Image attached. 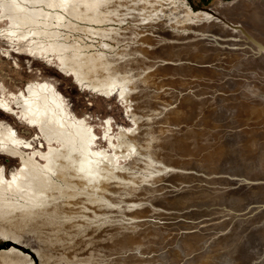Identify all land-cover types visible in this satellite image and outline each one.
<instances>
[{
    "label": "bare ground",
    "instance_id": "bare-ground-1",
    "mask_svg": "<svg viewBox=\"0 0 264 264\" xmlns=\"http://www.w3.org/2000/svg\"><path fill=\"white\" fill-rule=\"evenodd\" d=\"M261 6L0 0V37L15 48L5 56L40 71L17 90V77H0V234L10 242L0 264H34V256L39 264H218L210 245L225 239L221 262L264 264L247 255V245L264 251V207H238L242 187L264 197V180L252 178L264 175V51L238 28L264 47ZM230 76L236 89L213 88ZM66 77L77 90L113 95L128 123L114 131L106 116L98 138L91 114L71 104L74 89L58 84ZM219 106L235 112L214 121ZM239 132L253 144L252 174L221 144ZM228 175L234 184L219 182ZM169 188L191 199L186 215L155 202Z\"/></svg>",
    "mask_w": 264,
    "mask_h": 264
},
{
    "label": "rangeland",
    "instance_id": "rangeland-1",
    "mask_svg": "<svg viewBox=\"0 0 264 264\" xmlns=\"http://www.w3.org/2000/svg\"><path fill=\"white\" fill-rule=\"evenodd\" d=\"M214 0H187L189 6H193L194 8L198 9V10H204L202 9L203 7H206L207 9H209L210 11V5L212 4ZM192 8V7H191ZM208 11V12H209ZM257 15L258 17H260L262 20H264V6H261L259 8V10H257ZM8 49V50H15V48L13 49L12 46H10V43H8L4 38L0 37V62L5 60L7 62H10V64L5 65L2 62L0 63V67L2 66L4 69L0 70V77L1 79L5 78L9 79L10 75H14L16 78V84H13L16 86V90L17 88H21V87H25L26 86V80L29 81V78L31 79L32 74L35 73L37 68L36 66H33V71H31V68H28V65L26 61H24V65H22L21 67L15 66V64L13 65V59L12 56H8L4 54L3 50ZM2 64V65H1ZM221 66V69L224 72H229L230 74H232L231 69H229V64L227 63H220L219 64ZM41 66V65H40ZM39 66V68H41ZM11 69V70H10ZM13 69V70H12ZM8 70L12 71V72H8ZM37 73H39L40 71H36ZM43 72V70H42ZM19 73V74H18ZM6 74H9L6 76ZM1 75H4L5 77H2ZM21 76V77H20ZM40 78V77H39ZM66 79H62L60 78V80L58 81V84L61 86L62 89H68L70 87H72L74 89V93L72 94V96H74V101L71 102V104L74 103V107L75 104L76 108H75V112H77L76 114H83L84 111H86L87 115L88 113L91 114V118L90 121L91 123L95 126V132L98 135L97 137H102V127H103V123H104V119H106L107 117H111V124H112V128L114 129V131H116L118 125H126L127 122V117H125V114H123V108L122 106L117 102V99H115L112 96L107 97V98H102L101 96L96 95L95 93H91L88 92L87 90H77L78 87L75 86L73 84V82L71 80H69V77H66ZM233 77H227L226 82L224 84H212L213 88L217 91V90H222L224 88L227 89H236V84H234L233 82ZM14 79V78H13ZM21 79V80H20ZM11 82L13 83V80H11ZM9 82V83H11ZM19 82V83H18ZM11 83V84H12ZM18 85V86H17ZM7 86V85H6ZM12 88V85L9 84V87L7 86V90L8 88ZM77 87V89H76ZM13 88V89H14ZM214 96L217 97V100L219 102L221 95L214 93ZM69 97V96H68ZM70 98V97H69ZM223 98V97H222ZM212 102H214V100H212ZM219 111L214 115V121H220L222 118H225L226 116H230L235 112V108L234 107H230V106H219ZM257 110V109H256ZM107 116V117H106ZM243 138L246 140H243ZM102 139V138H101ZM100 141V140H99ZM105 140H101L100 144L104 145L106 144L104 142ZM244 141V144H241V142ZM221 144L227 148L228 151H230L229 154H231V156H234L235 160L242 165L243 168H246L248 171V174H252L253 170H249L247 167L249 162V157L247 158L248 155V150L253 149V144L251 142L248 141V137L244 136L243 133H233V134H228L225 135L222 138ZM228 151H224L223 154H221L216 161V166H220V164H222V162L224 161V158L227 157L228 155ZM204 166L207 168V170H211L212 168L208 167V164L206 163L205 160H202ZM253 162H254V158H253ZM186 167H191L194 168L195 170L201 169L202 165H198L197 163H187L185 164ZM209 168V169H208ZM223 167H220L217 171H219L220 169H222ZM264 175L263 174H256L253 175L252 178H254V180L256 179H263L264 180ZM219 182L222 184H228L229 186L231 184H234V182L236 180V178L234 177H230L228 176H224V177H219ZM174 180H178L181 181L182 179L180 178H175ZM242 185V184H241ZM240 186V185H239ZM240 190H245L246 192L244 193L245 196V200H243L242 202H240L239 206L242 209H250V208H255L257 206H259V204L264 207V197L259 195V192H256V194L252 193L250 189H247V187H242L240 188ZM185 195H187L186 191L183 192ZM184 195L181 194V191L175 188H169L167 190V193L164 196L158 197L156 199V203L158 205H164L166 207H168V211H172L175 212L177 214H183L186 215L185 213H187L188 211H191L192 208H188V206H190L191 199L189 198H184L182 197ZM188 196V195H187ZM189 197V196H188ZM227 199L224 197H221L222 203H227L226 201ZM213 201L219 203L218 199H214ZM150 215L153 214L152 212H149ZM144 219H151V218H144ZM165 222V221H164ZM176 224L180 223L182 224L183 221L181 220H177L174 221ZM161 224H169V223H161ZM246 228L244 229V231L246 233H251L254 229L251 228L250 223L246 222L245 224ZM240 228V227H239ZM227 239L222 240L220 242H218L217 244H212L210 245V253L212 251V256L213 258H217L218 261H216V263L218 264H225V254L224 257H221V248L223 247L221 244V242H226ZM10 244L8 237L3 236L0 234V248L4 247V246H8ZM248 246V247H247ZM243 244V243H239L237 244V248H236V252L234 253L236 256L240 255V257H245V254L243 253L244 249L247 247L248 249V256H260L264 258V251L258 249V246H254V247H249V245ZM215 247V249H214ZM245 247V248H244ZM257 247V248H256ZM256 249V250H255ZM25 251H27V253H29V255L32 256V254L29 251V249L26 247L24 249ZM238 252H242V254L238 253ZM35 259H33V261L35 260L34 264H39L36 256H34ZM224 261V262H221ZM227 261L228 262H232L234 263L235 261H232L229 256L227 257Z\"/></svg>",
    "mask_w": 264,
    "mask_h": 264
},
{
    "label": "water",
    "instance_id": "water-1",
    "mask_svg": "<svg viewBox=\"0 0 264 264\" xmlns=\"http://www.w3.org/2000/svg\"><path fill=\"white\" fill-rule=\"evenodd\" d=\"M202 9H205L206 11H209V9H207L206 7H203ZM238 28H239V29L241 30V32L246 36V38H248L251 42H253V43L257 46L258 49H261V50L264 51V47H263L260 43L256 42L253 38H251L249 35H247V34L243 31V29H241L240 27H238Z\"/></svg>",
    "mask_w": 264,
    "mask_h": 264
},
{
    "label": "trees",
    "instance_id": "trees-1",
    "mask_svg": "<svg viewBox=\"0 0 264 264\" xmlns=\"http://www.w3.org/2000/svg\"><path fill=\"white\" fill-rule=\"evenodd\" d=\"M193 10H195L196 8H194L193 6H191Z\"/></svg>",
    "mask_w": 264,
    "mask_h": 264
}]
</instances>
